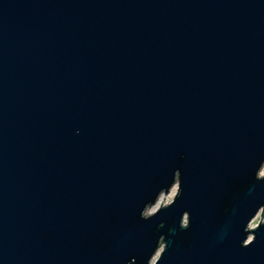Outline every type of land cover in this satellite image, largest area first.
<instances>
[{"label": "water", "instance_id": "water-1", "mask_svg": "<svg viewBox=\"0 0 264 264\" xmlns=\"http://www.w3.org/2000/svg\"><path fill=\"white\" fill-rule=\"evenodd\" d=\"M263 164L264 0H0V264H264Z\"/></svg>", "mask_w": 264, "mask_h": 264}, {"label": "rangeland", "instance_id": "rangeland-1", "mask_svg": "<svg viewBox=\"0 0 264 264\" xmlns=\"http://www.w3.org/2000/svg\"><path fill=\"white\" fill-rule=\"evenodd\" d=\"M172 188H175V190H174L173 192H172ZM176 192H177V185L174 184V185L168 190L167 193H162V194H160V196H163V198L161 199V204L165 203V204H163V206L169 204V203L173 200L174 196L176 195ZM160 196H159L158 198H160ZM157 201H158V199H157ZM157 201H156V202H157ZM163 201H165V202H163ZM156 202H155V203H156ZM155 203H154V204H155ZM158 208H160V206H159ZM158 208H157V209H158ZM146 209H147V208H146ZM261 214H262V211H259V212L257 213V215H256V216L253 218V220L250 222L248 228H254L259 222H264V213H263L262 216H261ZM144 216H148V215L146 214V210H145V212H144ZM159 248H160V250H159V252L157 253V255H154V256L152 257V262H154V261L156 260V258L158 257L159 253L161 252V250H162V245H161V244H160Z\"/></svg>", "mask_w": 264, "mask_h": 264}, {"label": "bare ground", "instance_id": "bare-ground-1", "mask_svg": "<svg viewBox=\"0 0 264 264\" xmlns=\"http://www.w3.org/2000/svg\"><path fill=\"white\" fill-rule=\"evenodd\" d=\"M259 175L260 176H263L264 175V164L262 165V167H261V169H260V172H259ZM175 190V188H172V192ZM160 196V195H159ZM163 198V196H160V198H157L158 199V201L154 204V205H152V206H150V207H148L147 209H146V214L147 215H151V214H153L156 210H157V208L160 206H163V204H165V203H163V204H161V199ZM163 202H165V201H163ZM250 229H252V228H250ZM159 250H160V248H158V250H157V252L155 253V255H157V253L159 252Z\"/></svg>", "mask_w": 264, "mask_h": 264}]
</instances>
